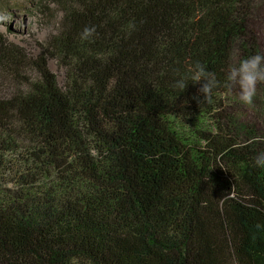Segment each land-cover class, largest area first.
<instances>
[{
  "label": "trees",
  "instance_id": "trees-1",
  "mask_svg": "<svg viewBox=\"0 0 264 264\" xmlns=\"http://www.w3.org/2000/svg\"><path fill=\"white\" fill-rule=\"evenodd\" d=\"M39 1L34 51L0 35V264H264V130L225 84L255 0ZM195 62L207 101L172 87Z\"/></svg>",
  "mask_w": 264,
  "mask_h": 264
},
{
  "label": "rangeland",
  "instance_id": "rangeland-1",
  "mask_svg": "<svg viewBox=\"0 0 264 264\" xmlns=\"http://www.w3.org/2000/svg\"><path fill=\"white\" fill-rule=\"evenodd\" d=\"M39 2V0H0V35H5L10 40L34 51L36 41L44 40L53 30L46 25L47 17L39 9ZM9 27L10 30H8ZM252 30L257 39L258 53L264 55V0H255ZM240 46L241 42L238 40L233 50V59L236 64L242 58ZM49 64L51 70L62 81L63 72L56 61L51 59ZM259 82L256 84L252 102L250 104L241 102L242 104L237 108L238 127L253 125L257 121L259 129L264 130V81L260 84Z\"/></svg>",
  "mask_w": 264,
  "mask_h": 264
},
{
  "label": "clouds",
  "instance_id": "clouds-1",
  "mask_svg": "<svg viewBox=\"0 0 264 264\" xmlns=\"http://www.w3.org/2000/svg\"><path fill=\"white\" fill-rule=\"evenodd\" d=\"M94 33L95 26H85L79 34L80 39L89 40ZM189 81L192 84L200 83L198 91L201 94V101H207L217 86L216 75L199 62H195L187 73L178 74L172 87L184 91L190 84ZM259 81H264V55L259 53L240 59L238 64L230 65L225 73L226 86L229 89L237 87L239 100L245 104L252 102ZM254 163L256 166L264 167V149L255 154Z\"/></svg>",
  "mask_w": 264,
  "mask_h": 264
}]
</instances>
